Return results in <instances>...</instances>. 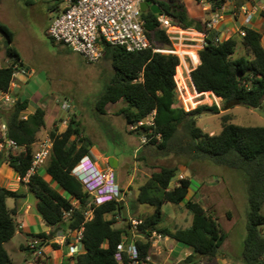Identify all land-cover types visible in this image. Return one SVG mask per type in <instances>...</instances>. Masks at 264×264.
<instances>
[{
  "label": "trees",
  "instance_id": "obj_1",
  "mask_svg": "<svg viewBox=\"0 0 264 264\" xmlns=\"http://www.w3.org/2000/svg\"><path fill=\"white\" fill-rule=\"evenodd\" d=\"M65 1L56 0L50 9L59 12ZM154 1L160 5L162 12H143L152 48L130 52L122 46L102 42L103 57L112 60L114 72L96 100V110L106 114L109 103L124 100L126 105L120 109L119 114L129 127L156 109L154 134H161V140L154 137L147 145L152 155L173 154L188 162L206 159L239 171L245 180L248 200L241 261L243 264H264V125H239L230 122L229 114H224L219 133L205 131L199 126L198 117L207 111L218 113L220 107L199 105L186 110L177 98L175 77L179 73V56L153 50L156 47L173 46V41L161 25L160 15L171 17L174 24L184 29L194 28L204 32L206 37L199 51L200 63L190 72L196 91L214 93L221 98L222 109L244 105L264 110L262 33L244 26L246 35L239 34L240 40L232 36L217 42L215 39L218 31L208 29L205 23L192 18L181 0ZM262 14L264 16V11ZM0 31L7 36L5 54L12 60L9 65H0V90L10 91L13 65L23 63L12 44L13 32L2 23ZM240 47L246 49L247 54L235 57ZM13 92L16 102L7 110L5 122L8 136L23 150L10 153L5 162L18 173L22 182L27 184L38 199V212L52 228V235L57 230L65 233L82 231L84 250L66 260L74 259L75 264H136V261L140 264H159L147 259L153 250L152 235L156 232L191 248L192 252L184 258L182 264H220L215 258L220 253L226 232L218 218L203 203L187 199L192 185L189 176L180 179L179 184H172L178 165H159V169L139 187L138 200L153 207L151 214H140L134 218L141 221L136 227L133 219H130L129 224L115 225L116 218L122 215L121 199L97 205L83 182L72 173L84 157L90 156L93 145L74 116L64 131H59L58 127L49 131L53 148L44 165L47 174L68 196L52 186L39 172L30 175L26 182L23 181L32 165L37 134L46 124V112L38 107L24 118L29 101ZM143 159L146 160L145 157ZM19 197L22 194L18 191L0 186V264H13L5 243L16 234L17 210L7 206V199ZM165 203H183L193 215L191 225L186 228L163 226ZM37 237L48 239L49 235L41 232ZM121 243H134L138 250L137 258L130 259L125 250L122 252V260H118L116 253ZM54 247L59 248V245L55 243Z\"/></svg>",
  "mask_w": 264,
  "mask_h": 264
},
{
  "label": "rangeland",
  "instance_id": "obj_2",
  "mask_svg": "<svg viewBox=\"0 0 264 264\" xmlns=\"http://www.w3.org/2000/svg\"><path fill=\"white\" fill-rule=\"evenodd\" d=\"M55 3L56 0H0V23L8 26L13 32L12 44L19 50L25 64L35 68L37 78L45 85L44 90L49 91L55 99L69 100L72 104H79L82 112L84 111V114L89 117V125L93 127L94 131L91 132L94 134V144L107 153L113 152L121 157L122 166L117 169V175L126 186L131 180L135 163L134 147L126 140L120 119L109 121L108 118H105L103 120V114L96 110V100L106 88L109 75L113 71L112 60L102 57L100 61L90 63L79 54L60 51L63 46L53 43L48 34V28L52 24L53 18L58 14L57 10L50 9V6ZM64 6L65 3L61 5L59 11ZM173 30H178V28H173ZM6 44H8L7 36L0 31V51L5 49ZM184 50L186 49L179 47L180 54L184 53ZM238 56L239 52L235 54V57ZM178 70V77L175 78L176 81L178 80L177 98L186 110L194 109L199 105L220 107L218 113L207 111L198 117V124L205 131L211 134L219 133L222 129L221 117L224 114H229L230 122L239 125H264V110L262 108L238 105L231 109H222L221 98L214 93L197 92L188 79L182 78L179 66L177 72ZM17 77H23L21 72H17ZM29 84L32 88L30 82ZM119 105H112L110 109H115ZM72 111L65 113L62 110L68 116L60 117L57 121L62 123L63 118L69 120L73 117ZM45 135V133L43 136L39 135V141ZM135 136H139V134L136 133ZM15 152L17 149H12V153ZM154 156L160 158L153 161V164L158 165V169L159 165H178L179 169L172 181L173 185L178 180L179 174L185 176L187 174L191 178L192 185L187 199H200L223 226L226 238L215 260L220 264H243L240 255L246 235L248 200L242 174L235 169L216 165L206 159L188 162L185 158L173 154ZM124 165L128 170L125 174L123 173ZM139 165L143 168L147 166V161L142 159ZM142 180L143 177H139L130 183V187L126 188L125 200L129 208V219L154 210L152 206L142 204L138 200L139 186L143 182ZM54 186L65 196H68L60 186L55 183ZM9 204H13L12 199L9 200ZM163 211L165 214L163 226L186 228L191 225L193 215L183 203H165ZM123 223H125L124 218L118 216L115 225L121 226ZM17 229L20 230L19 227ZM30 230L34 236H37L41 227L34 224ZM70 237L76 241V233H72ZM29 238V236L26 237L18 233L7 243L6 248L14 258V264H37L38 260L45 259L37 258L20 247L21 244H29ZM46 240L43 241V245L54 246L55 243ZM152 240L154 248L151 259L160 264L183 263L181 256L177 255L178 250L187 249L188 246L177 242L178 249L176 250L175 247L168 245L172 241L171 238L154 236ZM165 242L167 246L164 245Z\"/></svg>",
  "mask_w": 264,
  "mask_h": 264
},
{
  "label": "built area",
  "instance_id": "obj_3",
  "mask_svg": "<svg viewBox=\"0 0 264 264\" xmlns=\"http://www.w3.org/2000/svg\"><path fill=\"white\" fill-rule=\"evenodd\" d=\"M142 1L144 0H66L64 8L53 18L48 34L54 42L67 46L90 63L98 62L103 57L104 48L102 42L114 46H122L130 52L152 48V43L145 28L143 11L140 8ZM229 1L234 0H200L199 3L205 10L211 11L210 19L205 22L208 29H215L217 23L223 18L221 11ZM213 7L215 8L213 9ZM243 10L248 13L247 7H244ZM159 20L173 41L174 48L173 46L172 48L156 47L153 50L180 56L176 46L177 42L188 39L185 38L186 29L174 24L172 18L167 15H160ZM173 28H178V30H173ZM239 34L245 36L246 31L241 29ZM201 35L204 37V40H202V45L204 46L206 34L203 32ZM215 40L218 42L220 38L217 36ZM190 57L196 62L195 55L191 54ZM9 64L11 63L7 62L6 65ZM13 66L11 90H0V113L2 109L11 107L16 102L13 91L17 72H27L26 68L18 63ZM61 107L65 112L73 110V104L69 100L62 101ZM156 113V109H153L145 119L129 126L130 131L139 134V149L146 147L154 137L161 140V134H154ZM69 120L64 119L63 123L68 124ZM7 129V123L0 120V133L5 147L7 149L19 148L20 146L17 142L8 136ZM52 148L53 141L49 135L38 141L37 148L34 150L31 168L23 179L28 180L30 175L39 172L40 168L50 158ZM72 173L83 182L97 205L112 199H121L122 191L116 181L112 167L99 169L91 158L86 156L73 169ZM184 177V174H179L175 184H179V180ZM120 217L123 216L120 215ZM132 222L134 227L141 223L137 219H133ZM22 227V225H19V228ZM72 233H76V244L71 247V257L82 252V249L78 246L79 243L82 244V231H68L66 235L70 237ZM154 236L163 237L156 232L153 233L152 239ZM44 240L33 236L28 244V248L37 258L46 259L43 248ZM125 250L130 259L137 258L138 250L134 243H121L116 253L118 260H122V252ZM147 259L151 260V257L148 256ZM70 264H75V260L73 259ZM136 264L140 263L136 261Z\"/></svg>",
  "mask_w": 264,
  "mask_h": 264
},
{
  "label": "crops",
  "instance_id": "obj_4",
  "mask_svg": "<svg viewBox=\"0 0 264 264\" xmlns=\"http://www.w3.org/2000/svg\"><path fill=\"white\" fill-rule=\"evenodd\" d=\"M183 2L185 3L188 9V12L192 18L201 21L203 24L207 20L210 19L211 11L205 10L199 2L195 0H184ZM244 7L248 8V13H246L243 10ZM263 10H264V0H234L231 2L229 1L227 5L223 8V10L221 11L223 13V18L215 26V30L218 31V37L220 39H227L232 36H237L240 40L241 39L239 35L240 30L243 29L244 26H247V27L255 28L256 30L262 33L261 42H262V45L264 46V16L262 14ZM185 32H186L185 38H188V39L182 42H177V46H176L178 50H179V47L186 49L184 50V53L180 54L179 56L180 58L179 68L181 69L182 78L188 79L191 85L193 86V88L195 89V86L191 79L190 72L192 69L196 68L200 63V59L198 58V55H199L200 49L203 47L202 40H204V37L201 35V33H203L202 31L196 30L194 28L186 29ZM59 45H62V44H59ZM62 46L63 48H60V51L62 52H66V51L74 52L67 46L65 45H62ZM15 48L17 49V47ZM238 52H239V55L247 54L246 49H244L243 47H240ZM191 54L195 55L196 62H194L191 59L190 57ZM20 58H21V62L23 63L21 64V66L26 68L27 72L24 73L20 71L23 77L16 76L14 91L22 99H27L29 101L28 108L24 113V118L34 113L38 107L43 108L46 112V115H45L46 124L41 129V131H39L37 134V141L34 144V150H35L37 148L36 146L39 141L38 139L39 135L43 136L44 133L46 135H49V133L47 132L50 131L53 127H58L59 131H64L66 129L67 124L63 123L64 118L62 120V123H59L57 120L60 117H63V116L66 117L68 115L65 114L66 112L65 113L62 112L63 110L61 107L62 101H60L59 99H55L53 95H50L49 91L44 90L45 85L42 81H40L37 78L35 74V68L26 65L21 54H20ZM7 62L12 63V60L7 58L5 54V49L1 50L0 51V65H6ZM113 72L114 70L112 71V73ZM111 75L112 74L109 75V78L111 77ZM29 82L31 83L32 88L30 87ZM117 104H120L117 108L110 109L112 105H117ZM125 105L126 103L124 100H119L115 103H109L106 106L107 113L102 115L103 116L102 119L105 120V118H108L109 121L120 119L121 125L123 124V130H124L123 132H125L124 136L126 140H128V142L130 143V145H133L134 147L135 163L133 166L131 180L128 181L126 186L124 185V182H122L118 178V175H117V169L120 166H122L121 157L118 154L113 153V152L107 153L104 150L98 148L96 144H94L95 143L94 134L91 132V131H94L93 127L89 125V121H88L89 117L88 115L84 114V111L82 112L79 104H73L72 114L75 117V119L79 121V123L81 124V128L83 129L84 134L89 136L93 143L91 147V154L89 157L95 163L96 167L99 169H106L107 167H112L114 169L116 181L122 191L121 199L124 200L125 206L127 208V213H128L129 208L125 200L126 188L130 187V183L132 181L134 182L139 177H143V180H142L143 182L140 184V186L144 184L151 177L152 173L158 169L157 167L158 165L153 164V161L160 159V158L152 155L151 150L147 146L142 149H139V136H135L136 132L130 131L124 117L119 114L120 109L124 107ZM8 109L9 107L8 108L5 107L4 109H2L0 113L1 121H5V117H6V113ZM46 135L44 137H46ZM22 150H23L22 147L17 148V152H20ZM10 153H12V149H7L5 147L3 143V139L1 138V133H0V186H4L7 188L16 190L20 194H22V197H19L17 199L15 198L7 199V206L10 209L15 207L17 210L16 216H15L17 227H19V225L23 226L22 228H20V230L17 229L15 236L18 233H20L26 237L29 236L30 237L29 241H30V239L34 236L32 234L33 232L30 230V227H32L34 224L35 225L38 224L41 227V231L38 233L45 232L46 234H48L49 237L46 241L51 242V243H57L59 245V248H55L54 246L49 245V244L43 245L46 259H44L43 261H37L36 263L37 264H70L73 259L66 260V258L71 257V247L72 245L76 244V241L73 238L71 239V237L67 236L66 235L67 232L65 233L62 230H57L55 235H52L50 233L52 231V228L43 220V218L38 212V209H37L38 199L30 191L27 184L22 182L21 177L18 175V173L13 168H11L7 164V162H5V159L8 157ZM143 157L146 158V161L148 164L147 166L142 168L140 167L139 162H142ZM111 158H113V163L110 162ZM125 168L126 166L124 165L123 166L124 174L125 172H128V170ZM42 171L44 172V174H42L43 173ZM39 173L52 186H54L55 182H53L54 180L47 174L45 170V166L40 168ZM186 176L188 175L186 174ZM23 181L26 182L27 180L23 179ZM11 199L13 200L12 205L9 204V200ZM197 201L201 202L200 199H198ZM152 212L148 214H151ZM164 238L168 239L169 237H164ZM171 240L172 241L169 242L168 245L175 247V249L177 250L178 249L177 241L174 239H171ZM7 243H5V248L7 246ZM164 245L167 246V243L165 242ZM78 246L82 250H84L82 244L79 243ZM20 247L23 250L32 254V252L28 248V243L21 244ZM153 248H154V245H153ZM178 251L179 252L177 255L181 256V260H184V258L192 252L190 247L187 249L186 248L180 249ZM152 253L153 252H151V254ZM10 256L14 264L15 263L14 258L12 257L11 254ZM151 260L155 261L153 259ZM169 264H174V263H169Z\"/></svg>",
  "mask_w": 264,
  "mask_h": 264
},
{
  "label": "water",
  "instance_id": "obj_5",
  "mask_svg": "<svg viewBox=\"0 0 264 264\" xmlns=\"http://www.w3.org/2000/svg\"><path fill=\"white\" fill-rule=\"evenodd\" d=\"M140 8L143 12L146 11H151L154 14H160L162 12V8L160 7V5L154 1V0H144L141 2L140 4ZM110 162L113 163V158L110 159ZM120 204H121V212H122V216L125 220V224H129L130 219L128 217V213H127V208L125 206L124 200L121 199L120 200Z\"/></svg>",
  "mask_w": 264,
  "mask_h": 264
}]
</instances>
